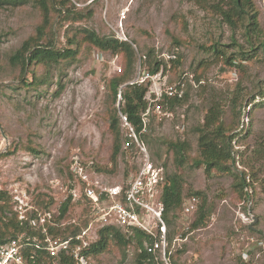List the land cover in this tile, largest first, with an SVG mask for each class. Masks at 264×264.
<instances>
[{
    "label": "rangeland",
    "instance_id": "obj_1",
    "mask_svg": "<svg viewBox=\"0 0 264 264\" xmlns=\"http://www.w3.org/2000/svg\"><path fill=\"white\" fill-rule=\"evenodd\" d=\"M71 1L85 8V15L92 13L73 24L55 16L53 29L62 45L66 44V30L71 33L87 27L100 35L113 36L121 32L133 43L139 58L134 78L147 71L142 59L150 51L165 62V74L171 81L186 75L187 99L182 105L166 109L165 114L152 117V142H145L159 164L167 161L165 173L176 172L182 177L185 199L198 193L199 207L208 211L205 223L192 228L196 212L178 210L169 228L174 262L264 264V50L259 40L244 26H233L224 19L219 5L229 0ZM253 2L264 29V0ZM40 17L36 4L0 7V189L9 196L8 207L2 212L7 217L17 213L18 219L29 221L33 230L44 226L38 213L58 211L68 190L78 186L73 170L75 159L92 164L90 177L103 184L124 186L132 178L124 175L123 157H118V170L105 172L113 167L107 83L119 72L117 59L87 48L76 62L54 67L49 74L52 82L38 87L24 86L22 78L33 81L32 71L22 74L20 66L10 62L34 32ZM217 49L229 55L240 50L254 51L242 61L243 67H231ZM176 56L180 63L174 64ZM43 72V68L38 70L39 75ZM59 78L64 87L56 93ZM234 103L242 107L241 116L232 113ZM215 104L225 108L224 121H235V129L230 132L235 134L231 171L207 173L204 166L196 167L192 161L180 165L162 141H187L189 153L194 156L198 145L194 128L205 123ZM7 151L12 152L3 156ZM125 158L138 169L142 151L128 153ZM243 175L251 185L242 193L237 183ZM247 213L251 215L249 220L243 216ZM70 214L76 224L90 219L88 202L75 204ZM21 215L25 218L21 219ZM157 224L151 216L148 225L153 231ZM96 230L95 226L88 231L89 241L96 239ZM26 235L27 231L19 235L22 242ZM33 239L42 243L37 237ZM245 251L248 255H243ZM135 257L133 246L125 251L113 246L88 258L87 264H135ZM52 260V264H60L59 257Z\"/></svg>",
    "mask_w": 264,
    "mask_h": 264
},
{
    "label": "trees",
    "instance_id": "obj_2",
    "mask_svg": "<svg viewBox=\"0 0 264 264\" xmlns=\"http://www.w3.org/2000/svg\"><path fill=\"white\" fill-rule=\"evenodd\" d=\"M27 4H36L40 10L41 17L34 32L23 41L22 45L10 59L11 63L20 66L22 74L32 71L33 81L28 82L22 78L24 86L38 87L41 84H50L52 81H50L49 74H52L51 70L54 67L76 62L80 58L81 53L87 48L95 49V52L103 55L110 54L114 59L119 61V66H117L121 70L112 75L107 83L111 97V109L108 114L107 125L113 134L112 154L110 157L113 167L111 170L105 172H115L118 170V157H123L126 162L125 177L133 175L137 171V166L132 167L125 157L128 153H136L138 149L136 144H132L129 147L125 146L126 136L121 126L120 112L125 114L135 126L140 138L149 144L152 142L149 133L151 125L146 132H142V112L147 106L145 95L148 90V84L131 83L134 79L136 64L139 59L133 43L120 39L116 35H100L95 30L83 27L82 29L76 28L71 33H67L66 30V44L62 45L63 42L59 40V36H57L56 31L53 29L54 25H56L55 16L59 17L61 22H71L73 24L88 18L92 11L88 15H85V8L79 7L71 0H0V7H16ZM58 6L60 7L58 8ZM219 10L224 19L231 25L244 26L247 33L259 40V44L264 50V29L259 25L258 13L253 0L224 1L219 5ZM61 22L58 21L57 23L59 29L62 25ZM252 51L254 50H240L237 53L229 55L226 51L217 49V52L221 55V59L231 67H243L242 61L248 60L250 58L249 52ZM152 54L153 52L150 51L146 55H143L142 62L146 65L148 72L155 74L161 70L163 65H167L161 59L152 56ZM172 62L174 64L180 63L177 56L172 59ZM31 67H33L32 70ZM41 68L44 69V72L39 75L38 70ZM57 84L58 90L56 93H59L64 87L61 78L58 79ZM187 97L188 94L186 93L181 99L165 98L163 103L166 109H173L178 105H182ZM224 111L225 108L220 104L213 105L205 117V123L194 128L198 133V145L194 156H191L189 153L190 145L188 142L181 141L180 139L162 141L166 144V151L172 153L180 165L191 164L190 162L192 161V165L196 167L204 166L207 173H211L212 171H231V163L235 161L232 144L235 134H230V132L235 129L233 128L235 121H224L222 119ZM232 113L241 116L242 107L238 106V103H234ZM32 150L36 151L34 148ZM11 152H5L3 156H8ZM156 154L158 157H161L160 151H157ZM166 162H163L164 166L167 165ZM239 180L237 187L243 193L245 188L251 184L244 175ZM128 187L129 184L126 183L123 188L124 193ZM193 195L198 196L199 194ZM8 198V193L0 189V244L12 238H18L22 232L27 231L24 240L28 244L23 248V251L28 261L36 260L37 264H52V257L43 248L46 244V238L71 239L69 253L62 251L59 256V262L60 264H78L73 249L78 243H81L76 237L86 229L89 224V218H85L82 224H76L70 220V211L74 208L75 204L82 202L81 199L74 201L72 195H69L61 204L60 213L55 217V221L51 223L46 222V231L44 232L42 227L38 230H33L27 220L20 221L17 213H13L11 217L5 216L3 212L8 207ZM186 199L182 177L176 172L165 173L164 183L162 184V201L165 206L163 218L168 228L166 253L170 258L171 264H176V262L173 260L174 254L169 228L176 221L178 217L177 212L183 209ZM43 204L44 206H48V202L44 201ZM207 217L208 211L204 206H198L192 228H198L203 225ZM155 230L158 234L159 228ZM35 237L42 243L39 244L33 241ZM156 237L154 234L139 227H131L130 230L125 231L120 227L107 225L98 229L97 238L84 248L83 254L88 260L91 256L107 252L113 246H117L124 251L133 246L136 250L135 264H166L160 251L156 253L148 251V245ZM242 264H248V262H243Z\"/></svg>",
    "mask_w": 264,
    "mask_h": 264
},
{
    "label": "built area",
    "instance_id": "obj_3",
    "mask_svg": "<svg viewBox=\"0 0 264 264\" xmlns=\"http://www.w3.org/2000/svg\"><path fill=\"white\" fill-rule=\"evenodd\" d=\"M116 36L120 39L127 40L121 32H117ZM131 83L148 84V90L145 95L147 106L142 112V132H146L151 125L152 117L165 114L166 106L163 103L165 98L181 99L185 96L186 75H183L176 81H171L165 74L164 66H162L161 70L155 74L148 71L140 73ZM120 117L122 129L125 130V146L129 147L132 144H136L137 149L142 151V161L137 171L132 175L130 182H128L129 187L124 193V186L119 184L108 185L101 183L98 179L93 180L90 177L89 171V168H92V164H84L79 158L75 159L76 166L73 170L78 186L70 188L68 190V196L72 195L74 201L79 199L87 201L91 212L88 226L76 237L81 243H78L73 249L75 257L78 264H87L88 261L83 254V250L91 243L87 239L88 231L96 226L97 230L95 235L97 238L98 229L107 225H114L125 231L130 230L131 227H139L157 236L148 245V251L155 253L160 251L165 263L171 264L170 258L166 253L168 228L163 218L165 206L162 201V184L165 179V166L159 164L154 159L153 154L146 149L145 141L139 137L135 126L128 117L122 112H120ZM198 206V196L192 195L186 199L183 205L184 213L190 214L196 212ZM59 213V210H46L38 213V218L44 225L43 229L46 227V222H54L55 217ZM151 216L158 223L156 225V228H159L158 234L152 230L151 225H148ZM243 216L249 220V216L251 215L247 213V215ZM23 218L25 216L21 215V219ZM33 222V224H36V221ZM45 231L46 228L44 229ZM70 240L47 237L46 244L43 248L52 257H59L62 251L69 253ZM27 244L28 242H22L20 237L12 238L1 243L0 264H37L36 260L28 261L25 256L23 248ZM243 255H248V252L245 251Z\"/></svg>",
    "mask_w": 264,
    "mask_h": 264
}]
</instances>
